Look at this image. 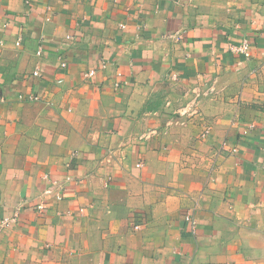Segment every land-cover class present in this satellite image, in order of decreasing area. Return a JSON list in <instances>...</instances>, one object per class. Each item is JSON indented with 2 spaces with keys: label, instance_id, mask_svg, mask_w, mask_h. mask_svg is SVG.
Wrapping results in <instances>:
<instances>
[{
  "label": "crops",
  "instance_id": "1",
  "mask_svg": "<svg viewBox=\"0 0 264 264\" xmlns=\"http://www.w3.org/2000/svg\"><path fill=\"white\" fill-rule=\"evenodd\" d=\"M24 1L0 0V264H264V0Z\"/></svg>",
  "mask_w": 264,
  "mask_h": 264
},
{
  "label": "built area",
  "instance_id": "2",
  "mask_svg": "<svg viewBox=\"0 0 264 264\" xmlns=\"http://www.w3.org/2000/svg\"><path fill=\"white\" fill-rule=\"evenodd\" d=\"M24 2H25V4L28 5L29 2H30V0H25ZM114 2H118V0H114ZM45 20H49V17H46ZM121 27H123V26H121ZM65 39H66V40H71V39H72V36H70V35L65 36ZM15 44H16V46H18V45L20 44V38L16 41ZM250 50H251V47H250V43H249V41H248L247 38L243 39L238 45H234V46H231V47H230V51H231L233 54H235V55L241 56L243 60H248V59L250 58ZM41 54H42V48H41V46H39L38 49H37V51H36V55H37V56H41ZM240 64H241V63H240ZM65 65H66V62H65L64 60H62V62L60 63V66H61V67H64ZM106 67H107L106 63L103 62V63H101V65H100L99 67H97L96 69H89L86 73L83 74V77H84L85 79H91L93 76H95V74L97 73V71L104 70ZM32 75H33V76H37V75H38V71L33 72ZM121 76H122L121 72H117V73H116V77H117L118 79H119ZM174 79H176L175 76H173L172 80H174ZM114 86H115L116 88H118V87L120 86V82H119V81H118V82H115ZM209 91H212V89L210 88ZM20 98H21V97H20ZM38 98H39L38 96H29V97H28V99L31 100V101H36V100H38ZM185 113H186V112H184V114H185ZM206 134H207V131H205L204 134H202V137H204V135H206ZM225 147H227V144L224 142V143L222 144V148H225ZM235 151H236L235 148H232V149H231V152H235ZM140 166H141L140 162L137 163L136 167H140ZM65 180H70V177H66ZM37 209H38V210H43V209H44V208H43V205H42V206H41V205L38 206ZM184 220H185L186 222H188V223L192 226V228L195 227V225H196V220H195L192 216H190L189 214H187V215L184 217ZM139 228H140L139 225H134V226H133V229H134V230H137V229H139Z\"/></svg>",
  "mask_w": 264,
  "mask_h": 264
}]
</instances>
